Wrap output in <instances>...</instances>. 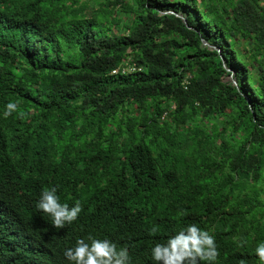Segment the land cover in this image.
Listing matches in <instances>:
<instances>
[{
    "label": "trees",
    "instance_id": "trees-1",
    "mask_svg": "<svg viewBox=\"0 0 264 264\" xmlns=\"http://www.w3.org/2000/svg\"><path fill=\"white\" fill-rule=\"evenodd\" d=\"M239 5L0 0V264H70L114 229L149 264L189 224L216 264H260L264 7ZM51 187L82 206L63 228L36 207Z\"/></svg>",
    "mask_w": 264,
    "mask_h": 264
},
{
    "label": "clouds",
    "instance_id": "clouds-1",
    "mask_svg": "<svg viewBox=\"0 0 264 264\" xmlns=\"http://www.w3.org/2000/svg\"><path fill=\"white\" fill-rule=\"evenodd\" d=\"M15 102L5 105L4 115H11L17 109ZM36 207L48 214L57 228H63L66 223L75 221L82 211L79 201L72 206L61 203L56 187L45 189L40 193ZM155 231V229H153ZM113 235L100 239L92 235L79 238L75 245L65 250L64 255L70 264H146L147 257L141 251L138 259L132 254L131 245L118 246L114 241L122 238L120 230L114 229ZM111 239V240H110ZM113 240V241H112ZM260 264H264V240L257 243L254 249ZM149 264H216L219 255L215 237L209 231L196 224L169 234L162 243H156L150 249Z\"/></svg>",
    "mask_w": 264,
    "mask_h": 264
},
{
    "label": "crops",
    "instance_id": "crops-1",
    "mask_svg": "<svg viewBox=\"0 0 264 264\" xmlns=\"http://www.w3.org/2000/svg\"><path fill=\"white\" fill-rule=\"evenodd\" d=\"M207 3H213L218 4L221 9H223V6L226 5V17L232 18L234 17V14L236 13V9L240 7L239 3L241 0H226V4L221 0H205ZM258 3L264 7V0H258Z\"/></svg>",
    "mask_w": 264,
    "mask_h": 264
},
{
    "label": "built area",
    "instance_id": "built-area-1",
    "mask_svg": "<svg viewBox=\"0 0 264 264\" xmlns=\"http://www.w3.org/2000/svg\"><path fill=\"white\" fill-rule=\"evenodd\" d=\"M126 69H127V71H131V70L134 69V67H133V66L123 67V68H121V71H124V70H126ZM117 71H118V69H115V70H113L112 72L115 73V72H117ZM184 82H186V81H184Z\"/></svg>",
    "mask_w": 264,
    "mask_h": 264
},
{
    "label": "rangeland",
    "instance_id": "rangeland-1",
    "mask_svg": "<svg viewBox=\"0 0 264 264\" xmlns=\"http://www.w3.org/2000/svg\"><path fill=\"white\" fill-rule=\"evenodd\" d=\"M249 44H250V43H249ZM249 44H248L246 41H243V43H242L241 45H239V48L243 49V48H245V47H249ZM228 78H229V76L226 77L225 80L228 79Z\"/></svg>",
    "mask_w": 264,
    "mask_h": 264
},
{
    "label": "water",
    "instance_id": "water-1",
    "mask_svg": "<svg viewBox=\"0 0 264 264\" xmlns=\"http://www.w3.org/2000/svg\"><path fill=\"white\" fill-rule=\"evenodd\" d=\"M204 43H206L205 41H204ZM214 47V46H213ZM233 82H235V80H233Z\"/></svg>",
    "mask_w": 264,
    "mask_h": 264
}]
</instances>
